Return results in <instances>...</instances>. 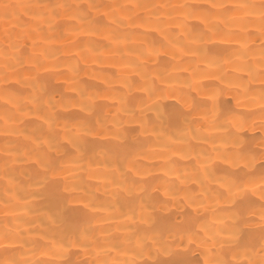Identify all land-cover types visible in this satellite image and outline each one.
<instances>
[{
  "label": "bare ground",
  "instance_id": "bare-ground-1",
  "mask_svg": "<svg viewBox=\"0 0 264 264\" xmlns=\"http://www.w3.org/2000/svg\"><path fill=\"white\" fill-rule=\"evenodd\" d=\"M0 264H264V0H0Z\"/></svg>",
  "mask_w": 264,
  "mask_h": 264
}]
</instances>
